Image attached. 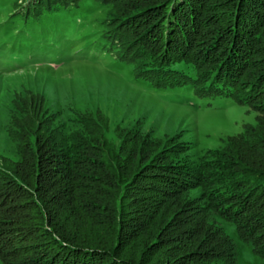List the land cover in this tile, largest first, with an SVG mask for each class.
I'll return each mask as SVG.
<instances>
[{
    "label": "trees",
    "instance_id": "obj_1",
    "mask_svg": "<svg viewBox=\"0 0 264 264\" xmlns=\"http://www.w3.org/2000/svg\"><path fill=\"white\" fill-rule=\"evenodd\" d=\"M94 1L109 7L103 43L136 78L228 97L255 110L257 126L195 162L138 131L108 137L105 122L70 140L43 135L41 145L38 131L30 142L34 125L17 123L13 140H28L17 141L22 164L0 169L2 264H238L210 215L264 260V0ZM80 2L21 0L25 17ZM140 180L158 182L150 199Z\"/></svg>",
    "mask_w": 264,
    "mask_h": 264
},
{
    "label": "rangeland",
    "instance_id": "obj_2",
    "mask_svg": "<svg viewBox=\"0 0 264 264\" xmlns=\"http://www.w3.org/2000/svg\"><path fill=\"white\" fill-rule=\"evenodd\" d=\"M24 7L21 0H0V169L10 173L13 165L22 164L17 141L25 135H17V141L11 136L13 130L20 131L17 123L34 125L30 142L38 131L41 145L43 135L70 140L85 131L87 122H105L108 137L122 130L138 131L167 145H180V157L195 162L257 126L259 114L228 97H197L190 86L154 88L136 78L133 65L119 60L117 50L102 41L108 6L81 0L38 17L23 16ZM262 48L264 54V44ZM179 67L194 74L190 64ZM138 185L147 187L140 195L150 199L154 194L147 190L159 184L140 180ZM198 192L187 190L183 197H196ZM208 217L232 240L238 264H263L238 238L232 223Z\"/></svg>",
    "mask_w": 264,
    "mask_h": 264
}]
</instances>
